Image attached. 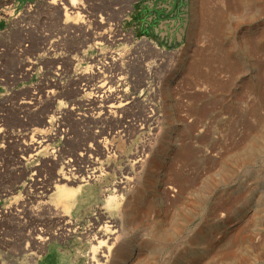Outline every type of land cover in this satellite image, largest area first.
I'll return each mask as SVG.
<instances>
[{
    "label": "rangeland",
    "instance_id": "1",
    "mask_svg": "<svg viewBox=\"0 0 264 264\" xmlns=\"http://www.w3.org/2000/svg\"><path fill=\"white\" fill-rule=\"evenodd\" d=\"M243 1L77 0L74 20L71 0H0V264H102L104 228L108 264H264V0ZM96 75L128 113L92 117ZM95 134L117 152L102 176L45 193Z\"/></svg>",
    "mask_w": 264,
    "mask_h": 264
},
{
    "label": "bare ground",
    "instance_id": "2",
    "mask_svg": "<svg viewBox=\"0 0 264 264\" xmlns=\"http://www.w3.org/2000/svg\"><path fill=\"white\" fill-rule=\"evenodd\" d=\"M52 1V3H50V4H52V5H57V3H59V2H57V0H51ZM59 1V0H58ZM77 0H71V2H70V4H68V5H70V7H62V10L64 9V11H65V14H66V16L68 17V19H74V20H79L81 17H80V12H77L78 11V8H77V3L78 2H76ZM238 4H240V5H245L244 4V1L243 0H235ZM49 2V1H48ZM57 2V3H56ZM5 5V4H4ZM61 5V4H60ZM62 5H63V3H62ZM7 7V6H6ZM32 7V6H31ZM52 7V6H51ZM55 7V6H54ZM30 8V7H29ZM70 10H71V12H70ZM73 10V11H72ZM33 12V11H32ZM76 15V16H74V18H72V16L71 15ZM4 15V14H3ZM26 15V14H25ZM0 17H2V16H0ZM20 19V18H19ZM72 21V20H71ZM21 23H22V21H21ZM78 23V22H77ZM61 41H62V39H60ZM55 41H58V40H55ZM60 42V41H59ZM63 42V41H62ZM64 42H65V40H64ZM63 42V43H64ZM51 43V42H50ZM62 43V44H63ZM61 44V45H62ZM27 45V44H26ZM60 45V46H61ZM63 45H66V43L65 44H63ZM24 46V45H23ZM28 46V45H27ZM22 47V46H21ZM48 47H50V46H48ZM53 47H55V46H53ZM58 47V46H57ZM259 44L257 43V45H256V50H258L259 49ZM25 48V47H24ZM27 49V48H26ZM52 49V48H51ZM54 49V48H53ZM0 50H1V48H0ZM3 50V49H2ZM23 50V49H22ZM22 50H16V51H19V52H17V54L18 53H23L22 52ZM26 50H24V52H25ZM47 53H51L52 51H48L47 49L45 50ZM55 51V50H54ZM59 51V49L57 48V52ZM66 51V50H65ZM5 52V51H4ZM56 53V52H55ZM63 53V52H62ZM1 54V53H0ZM2 54H3V52H2ZM1 54V55H2ZM5 54V53H4ZM60 54V53H59ZM65 56V55H64ZM60 57V56H59ZM69 57V56H68ZM42 58V57H41ZM47 58V57H46ZM46 58H45V62H46ZM50 58V57H49ZM49 58H47V60H50ZM2 61H4L3 60V56H2ZM1 59H0V69H2L3 68V64H2V61H1ZM54 59V58H53ZM61 59H63L62 57H61ZM35 62H39L40 63V58L39 57H37V58H35ZM55 60V59H54ZM57 60H59L60 61V59L58 58ZM34 62V63H35ZM42 62V61H41ZM58 62V61H57ZM61 62V61H60ZM59 62V63H60ZM31 63V62H30ZM47 63V62H46ZM58 63V67H57V74H55V75H66L65 73H64V71L61 69V63L59 64ZM64 63H65V61H64ZM36 64V63H35ZM48 64L49 65H52L51 63H49L48 62ZM55 64V63H54ZM54 64H53V66H54ZM49 65H47V66H49ZM56 65V64H55ZM62 65H64V64H62ZM67 64H65V66H66ZM64 66V67H65ZM63 67V66H62ZM53 68V67H52ZM66 68V67H65ZM49 71H51V70H49ZM68 73V72H67ZM32 74V73H31ZM51 74V73H50ZM53 74V73H52ZM51 74V75H52ZM69 74V73H68ZM92 76H94V75H92ZM91 76V77H92ZM116 75H115V79H116ZM123 77V76H122ZM95 78L96 79H102L100 82H99V86L97 87H95L94 89L96 90V97H94V98H92L91 100L89 99V101H92V103L95 105H93L94 107H96V108H94L93 107V112H92V117L93 118H96V119H98V121L99 120H104V119H107L108 117H116V116H118V114H121V113H124L126 110H129L128 109V107L131 105H133L132 103H131V101L129 102L128 100L126 101H124V100H122L121 99V97H120V90H118V89H114V84H113V81L112 80H114V78H113V76H108V75H96L95 76ZM84 79V78H83ZM86 79V78H85ZM85 79H84V81H85ZM93 79V78H92ZM94 80V79H93ZM117 80H118V77H117ZM87 83H88V81H91V79L89 78L88 79V77H87ZM121 81V80H120ZM93 83L95 82V80L94 81H92ZM114 82H116L115 80H114ZM89 83H91V82H89ZM95 84V83H94ZM89 85V84H88ZM91 85H89V87H90ZM88 87V88H89ZM117 87V86H116ZM93 90V89H92ZM53 92V91H52ZM94 93V92H93ZM122 96V95H121ZM125 96V95H124ZM93 97V96H92ZM91 98V97H90ZM88 99L85 101V102H87L88 101ZM129 99V98H128ZM129 100H131V99H129ZM90 103L91 102H89L88 104L90 105ZM88 105V106H89ZM91 108V107H90ZM90 111V110H89ZM127 112V111H126ZM153 112V111H152ZM128 113V112H127ZM146 113V112H145ZM150 113V112H149ZM149 113H147V114H149ZM154 113V112H153ZM153 113H152V115L150 116V114L146 117V115L147 114H145V115H143V117L145 116L146 118H144L145 119V121L143 122V124H141V123H139V124H141L140 125V127H141V130H144L145 128H147V126H149V124H150V122L152 123V121H153V117H154V115H153ZM88 114V113H87ZM126 114V113H125ZM88 115H90V114H88ZM92 117H90L91 118V120H93L92 119ZM124 117V116H123ZM119 118V117H118ZM82 119V118H81ZM89 119V118H88ZM143 119V120H144ZM79 120V119H78ZM90 120V119H89ZM90 120V121H91ZM108 120V119H107ZM106 120V121H107ZM116 120H117V118H116ZM95 121V120H94ZM118 121V120H117ZM116 121V122H117ZM155 121V120H154ZM81 122V121H80ZM85 122V121H84ZM83 122V123H84ZM79 123V122H78ZM87 123H88V120H87ZM95 123V122H94ZM93 123V124H94ZM103 123V122H102ZM47 124V123H46ZM98 124H101V123H98ZM152 124H154V123H152ZM134 125V124H133ZM96 126H97V124H96ZM122 128V127H121ZM128 129V128H127ZM130 129V128H129ZM122 130V129H121ZM120 130V131H121ZM118 131V130H117ZM127 131V130H126ZM42 133V132H41ZM97 133V132H96ZM98 133H100V132H98ZM102 133V132H101ZM121 133H124L125 134V131H121ZM104 134V133H103ZM102 134V135H103ZM96 135V134H95ZM116 135V134H115ZM117 135H119V136H121V134H120V132H119V134H117ZM125 136V135H124ZM95 137V136H94ZM116 137V136H115ZM96 138V139H95ZM94 139H93V143H92V145H90L89 147H87V148H85L84 150H81V151H83V153H81L80 155L78 154V156H76V158H75V160H69V162H66L65 164H64V166L65 167H63V169L61 170V172L60 173H58V175L56 176V177H54V182L53 183H51V185H49V186H45V188L43 189V190H45V193H48L49 191H52V190H55V191H57V197H58V199H61V200H67V199H70V198H75V195L76 194H78V193H80V192H82V193H84V191L86 190V186H87V184L89 183V181L90 180H92V176L93 177H97V178H100L101 176H102V169L100 168V166H101V163H100V156H101V158H102V156H103V158L105 157V156H112V154H114V155H116V151H115V148H114V146H113V144H110V143H108L107 141H106V139L103 141L102 139V141H100V138H103V137H101L100 135L98 136V135H96V137H95ZM54 139V137L49 133V134H44V133H42V134H37L36 136L34 135V137L31 139V141L30 142H28V143H25V149H24V147H23V151H25V152H29V153H34L35 155H39L41 152H43V150L44 151H46L47 150V147L48 146H46V144L49 142V141H52ZM113 139V138H112ZM115 139V138H114ZM110 142V141H109ZM113 142V141H112ZM84 143H86V142H84ZM91 144V143H90ZM87 145V144H86ZM45 146V147H44ZM81 149V148H80ZM147 149V148H146ZM80 151V152H81ZM145 151H147V150H145ZM38 153V154H37ZM141 153V155H142V151L140 152ZM109 156V157H110ZM109 157H108V159H109ZM114 157V156H113ZM141 157V156H140ZM119 158V157H118ZM106 159V158H105ZM142 159H144L143 157H142ZM141 159V160H142ZM140 160V161H141ZM102 161V160H101ZM106 161V160H105ZM140 161H138L139 162V164H140ZM136 162H137V158H136ZM56 163V162H55ZM59 163V162H58ZM103 163V162H102ZM83 164H85V166H83ZM135 164H138V163H135ZM57 166V165H56ZM139 166H141V165H139ZM73 167H77L76 169L74 168L73 169ZM103 169H106V168H104V166L102 167ZM104 171V170H103ZM105 173H107V172H105ZM104 173V174H105ZM124 173V172H123ZM133 176V175H132ZM134 177V176H133ZM133 177L132 178H130V176L129 177H126V178H124L122 181H120L119 183H117L116 184V190H115V193L116 192H119V193H121V194H123L126 190H127V188L130 186V184L131 183H133L132 181H133ZM91 178V179H90ZM104 178V177H103ZM135 178H137V177H135ZM134 178V179H135ZM94 179V178H93ZM96 179V178H95ZM94 179V180H95ZM106 181V180H105ZM45 182V181H44ZM95 182V181H94ZM39 183V182H38ZM37 183V184H38ZM40 183H42V181L40 182ZM46 183V182H45ZM96 183H98V182H96ZM100 183V182H99ZM98 183V184H99ZM44 184V183H43ZM50 184V183H49ZM75 184H78V185H80L78 188H76V189H74V188H69V186H73V185H75ZM101 184V183H100ZM134 184V183H133ZM42 185V184H41ZM40 185V186H41ZM46 185H48V184H46ZM41 188V187H40ZM42 189V188H41ZM113 189V188H112ZM42 190V191H43ZM127 192V191H126ZM130 193V192H129ZM107 195V194H106ZM105 195V196H106ZM118 195V194H117ZM129 195V194H128ZM44 197H46L47 195H43ZM121 196V195H120ZM118 197H119V195L118 196H112V197H109L108 199H107V202H108V204H109V206H118L119 207V200H118ZM127 197V196H126ZM107 198V197H106ZM120 199H122V197L120 198ZM126 199V198H125ZM125 201V200H124ZM127 201V200H126ZM125 201V202H126ZM122 204H123V202H122ZM122 206V205H121ZM67 208H69V205H67ZM55 211H56V213H55V217H57L59 220H61V219H63V218H65L66 216L65 215H62V213H59V211L57 210V209H55ZM54 215V214H53ZM102 220V219H101ZM58 221V220H57ZM65 221V220H64ZM95 221V220H94ZM59 222V221H58ZM62 222V221H61ZM101 222V221H100ZM95 224V223H94ZM94 226V225H93ZM96 227V226H95ZM108 227V226H107ZM97 228V227H96ZM95 228V231H93V230H91V232L93 231L94 233L96 232V230H98V229H96ZM102 229V228H101ZM100 232V231H99ZM102 232V231H101ZM111 232V231H110ZM114 232V231H113ZM93 233V234H94ZM115 233H117V232H115ZM119 233V232H118ZM97 235L99 236V239H97ZM117 235V234H116ZM91 236V235H90ZM114 234L113 233H111V234H109V229H105L104 228V231L102 232V233H96V234H94V236H91L92 237V239L95 241V240H99V242H98V247L97 248H94L93 249V251L94 252H96L97 251V249H104L103 251L101 250L99 253H101L99 256V258L100 259H98L97 260V258H96V254L94 253V255H93V257H92V260H96V262L98 261V262H100V261H103V263L102 264H108V261L110 260V258H111V254H112V248H113V245H116V244H114V242L116 243L117 242V238H116V236H114ZM41 238V237H40ZM43 239V238H42ZM103 239H107L106 240V242H102L101 240H103ZM39 240V239H38ZM41 240V239H40ZM45 240V239H44ZM44 240H42L43 242H44ZM47 240V239H46ZM42 243V242H41ZM111 243V244H110ZM108 244H110V246L108 245Z\"/></svg>",
    "mask_w": 264,
    "mask_h": 264
}]
</instances>
